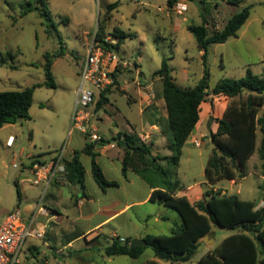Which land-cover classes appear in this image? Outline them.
Listing matches in <instances>:
<instances>
[{"label": "rangeland", "instance_id": "1", "mask_svg": "<svg viewBox=\"0 0 264 264\" xmlns=\"http://www.w3.org/2000/svg\"><path fill=\"white\" fill-rule=\"evenodd\" d=\"M29 1L37 0H0V53L17 54L15 60L0 65V92L21 91L44 83V55L58 54L62 48L63 55L53 58L52 73L56 88L43 86L35 89L30 119L0 129V220L11 211L20 210L27 215L37 209L43 186L32 185V174L23 167L30 164L31 157L44 154L40 158L49 159L67 144L69 149H80L90 141L81 133L71 134L70 127L78 98L81 66L100 23L105 27L109 43L117 42L113 36L115 29L130 35L123 40L118 51L122 62L118 65L117 85L107 93L109 102L98 109V100L89 109L97 133L111 143L118 137V132L124 134L129 131L150 145L151 140L146 139V134L150 132L152 135L149 124L153 123L162 124L161 130L169 134L163 110L162 80L154 76L164 59H168L175 82L182 89L194 88L203 78L206 66L210 73V90L224 78L245 77L249 69L264 78V0H245L241 5H231L222 0H182L173 9L167 6V0H48V11L56 26L51 36L46 32L47 25L39 12L29 10ZM114 2H119V6L109 13L107 6ZM248 6L251 7V15L238 36L229 38L225 43L211 44L205 64L203 53L188 26L206 21L210 33L220 31L234 14ZM174 8H182L183 14H177ZM249 95L246 92L231 99L228 104L239 107ZM217 103L220 104V100L217 99ZM225 110L210 113L215 118L213 124L217 117L224 116ZM263 112L264 106L259 108L258 115ZM209 123L210 117L206 116L200 131L195 132L194 141H199L201 146L187 145L179 174H175L173 166L166 160H151L149 164L154 171L149 177L165 181L178 179L185 186L206 182L205 166L214 144L210 137H202L201 134H210ZM10 136L16 139L12 148L6 145ZM161 139L153 137L154 141H160L159 147L152 150L156 155L163 156L168 152L165 147L167 139L163 136ZM100 145L104 147L106 142ZM115 147L122 149L120 145ZM133 155L137 157V154ZM82 161L86 167L90 166L89 157H83ZM135 162L138 163L137 158ZM260 164L256 151L243 171L245 177L224 179L209 186L221 194L225 192L222 195H237L243 200L253 201L256 206L263 205L264 177L260 174ZM65 191L69 193L68 189ZM90 191L93 193L92 189ZM46 202L44 206L50 208L51 203ZM158 207L172 217H178L175 210L154 206L155 209ZM140 212L142 208H136L129 214ZM120 222L121 234L130 230L124 221ZM72 228L71 223L67 229L71 231ZM51 233H58L60 237L64 234L55 229ZM234 233L213 225L205 245L213 250L217 242ZM35 241L40 246H30L27 250L25 247L22 264L44 262L41 249L46 251L50 264H144L154 259L151 247H147L137 259L126 255L108 257L105 252L108 245L103 238L91 248L86 247L84 240L77 242L73 255L62 259L55 257L42 241ZM206 252L201 246L191 261L176 264H197Z\"/></svg>", "mask_w": 264, "mask_h": 264}, {"label": "trees", "instance_id": "2", "mask_svg": "<svg viewBox=\"0 0 264 264\" xmlns=\"http://www.w3.org/2000/svg\"><path fill=\"white\" fill-rule=\"evenodd\" d=\"M180 1L182 0H167V6L173 8ZM222 1L231 5H241L245 2V0ZM28 5L29 10L35 9L39 12L47 25L46 32L51 36L56 26L48 11V0L29 1ZM118 6L119 2L111 3L107 6V11L110 13ZM250 15L251 7H244L226 22L223 29L213 33L209 32L206 21L200 25L188 26V30L197 40L200 51L203 52L202 57L205 64L209 46L214 43H225L229 38L237 37ZM104 29V25L100 23L95 35L96 41L116 51H119L123 40L130 36L122 30L115 29L113 36L117 42L112 44L106 41ZM60 53L44 55L46 60L44 64L46 81L44 83L21 91L0 92V129L6 125L30 119V109L36 88L43 86L56 88L52 65L53 58L63 55V48ZM16 58L17 54L13 52L0 53V65H6ZM11 67L16 69L12 64ZM117 74L118 68L112 74L113 84L101 94L97 102L98 109L109 102L107 93L111 87L117 85ZM154 76L162 80L167 125L170 130L168 140L171 156H153V144L149 145L142 141L136 133L119 134L114 139L125 151L122 160L123 176H127L134 160L133 153L137 154L138 162L143 165V169L139 171L140 175L155 188L151 195V202L175 210L181 219V223L174 226L170 235L146 237L145 240L149 244L147 247L153 249L155 257L166 262L173 264L189 262L201 248V239L210 235L213 225H217L235 233L225 237L215 249L202 256L197 264H264V206L257 208L253 201L243 200L237 195H222L220 191H215L209 186L224 179L235 180L237 177H245L243 171L247 161L256 151L261 160V175L264 177V112L258 115L259 108L264 106V78L249 69L245 77L224 78L214 89L210 90V73L206 66L203 78L194 88L182 89L175 82L168 59L163 60L161 68L154 73ZM246 92L250 93L246 101L239 107L233 103L228 104L223 118H216L217 131H211L209 134L214 149L205 166L207 183L204 186L202 200L192 204L185 196L176 197L175 192L179 188L178 180L165 181L162 178L151 179L149 177L150 172L154 171L149 164L151 160H166L177 174L183 148L200 120L203 102H209L213 106L215 96L224 95L234 99ZM102 142L111 143L104 138ZM94 143L88 140L81 151H77L72 158L66 161L70 183L78 185L82 191H85L86 170L80 160V155L86 154L91 157L93 177L99 187L103 191L111 187H119L118 181H110L105 176L97 161L98 153L94 152ZM43 155L33 156L31 159L38 160ZM154 180L157 186H154ZM18 195L20 198L19 191ZM131 241L132 239H128L127 243L112 241L106 247V255L109 257L126 255L134 259L139 258L147 247L130 249ZM144 264L159 263L149 260Z\"/></svg>", "mask_w": 264, "mask_h": 264}, {"label": "crops", "instance_id": "3", "mask_svg": "<svg viewBox=\"0 0 264 264\" xmlns=\"http://www.w3.org/2000/svg\"><path fill=\"white\" fill-rule=\"evenodd\" d=\"M217 99L220 100V104L217 103ZM162 100L165 106L164 99ZM230 100L231 99L229 97L220 95L214 97L213 106L209 102H203L201 104L200 120L183 148V154L177 174H179L178 171L181 166L185 149L187 148V145L193 144L194 139H196L195 132L200 131L206 116L207 118L211 117L210 113H212L213 110L216 112L224 111ZM163 110L166 112L164 115H166L167 118L166 107ZM217 118L221 119L223 118V115ZM149 125L152 130V135L148 132L146 134V139L151 140L150 144H153V148L155 149L159 147L158 142L163 140L161 139V136L166 138L167 143L165 144V147L168 148V152L163 154V156H171L172 153L169 149L170 142L168 140V133L161 130L162 124L154 123ZM209 129L210 132H216L218 124L215 122ZM125 133L130 134L129 131ZM119 134H123V132H118L117 135ZM206 135L209 138L208 134H201L202 137ZM154 136L158 137L160 140L154 141ZM103 138L105 137L103 136ZM85 144H83L80 149L70 147L68 151L69 158H72L77 151H81ZM94 144V152L98 153L97 161L102 167L105 176L110 181H118L120 186L111 187L106 191H103L93 177L91 157L86 154L80 155L82 163L83 157H89L91 160L89 167H86L83 163L86 170L85 191H82L78 185L73 184L66 187H51L46 197V201H48L46 203H51V205L48 204L50 208L46 207L37 217L39 227L45 231V238L42 242L44 246L52 250L55 257L59 256L60 258L65 259L72 256L75 244L81 240H84L86 247L91 248L92 246L100 243V238H103L107 245H110L111 242L114 241L112 238L114 233L126 238L127 241L128 239H145L148 236H166L172 233L176 224L181 223L179 215L178 217H172L167 214L164 209L162 210L159 207V209L154 208L156 205H164L151 202V195L155 188H153L151 184H149V182L140 175L139 171L143 169V165L140 162H135V158L137 157L132 155L134 160L128 170L127 176L124 177L122 173V160L125 155V151L123 148L118 149V147H111V144H115V146L118 145V141L106 144L104 147L97 142ZM152 155L156 156L155 153H152ZM178 182L179 188L175 192L176 197L185 196L192 204L203 199L204 186L207 181L189 184L188 186L182 184L180 180H178ZM157 185L156 180H154V186ZM75 187L77 189H75ZM65 189H68L69 193H66ZM90 189L93 190V193ZM224 193L225 192H222V194ZM263 206L264 204L258 205L257 208H261ZM136 208H142V212L130 215L129 213ZM120 221H124L125 225L130 227V230L121 234L119 232V230L122 229ZM152 221L153 224H151ZM71 223L73 224V228L70 231L67 228ZM54 229L57 230V232L60 231L64 233L63 236L60 237L58 233L56 235L52 234L51 232H54ZM35 240L36 239H31V241L27 244L26 250L30 246H40ZM201 242V246L204 247L207 252L212 250L210 247L205 245V237L201 239ZM217 243L220 244L221 242ZM33 249L36 251L38 250L37 248ZM40 254L42 258H44V262L39 261V263L50 264L46 251H42L41 249ZM151 260H155L159 264L166 262L155 256L154 259ZM165 264L173 263L166 262Z\"/></svg>", "mask_w": 264, "mask_h": 264}, {"label": "built area", "instance_id": "4", "mask_svg": "<svg viewBox=\"0 0 264 264\" xmlns=\"http://www.w3.org/2000/svg\"><path fill=\"white\" fill-rule=\"evenodd\" d=\"M174 11L177 14H183L182 8H174ZM87 49L88 53L80 70V86L70 133H81L90 141L101 144L103 138L92 125L89 109L113 84L112 74L116 72L122 61L118 51L105 47L101 42L96 41L95 37ZM15 140L14 136H10L6 143L7 147L12 148ZM193 144L197 147L201 146V143L196 140ZM111 147H115V144H111ZM68 151L67 144L56 151L51 158L38 160L30 158V164L23 166L32 174V185L43 186V194L39 198L35 212L25 215L22 211L15 210L0 220V264H22L21 257L25 252L27 242L30 239L44 240L45 231L39 227L37 217L46 208L44 203L51 187L71 185L66 168V161L70 159ZM14 166L19 167L18 164ZM112 238L121 243H127L126 238L116 233L112 235Z\"/></svg>", "mask_w": 264, "mask_h": 264}, {"label": "water", "instance_id": "5", "mask_svg": "<svg viewBox=\"0 0 264 264\" xmlns=\"http://www.w3.org/2000/svg\"><path fill=\"white\" fill-rule=\"evenodd\" d=\"M215 118L213 116L210 117V123L209 127H212V124L214 122ZM124 146H126L124 144ZM208 237H205V240H207ZM149 244L145 239H133L130 243V249H133L135 247H147Z\"/></svg>", "mask_w": 264, "mask_h": 264}]
</instances>
